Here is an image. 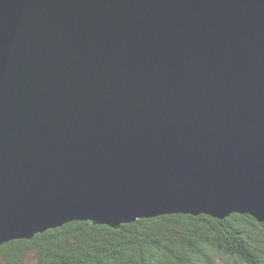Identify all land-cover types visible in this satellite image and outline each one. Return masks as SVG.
I'll return each instance as SVG.
<instances>
[{
    "label": "water",
    "instance_id": "1",
    "mask_svg": "<svg viewBox=\"0 0 264 264\" xmlns=\"http://www.w3.org/2000/svg\"><path fill=\"white\" fill-rule=\"evenodd\" d=\"M171 214L264 222V0H0V246Z\"/></svg>",
    "mask_w": 264,
    "mask_h": 264
},
{
    "label": "trees",
    "instance_id": "2",
    "mask_svg": "<svg viewBox=\"0 0 264 264\" xmlns=\"http://www.w3.org/2000/svg\"><path fill=\"white\" fill-rule=\"evenodd\" d=\"M0 264H264V222L171 214L120 228L75 221L0 246Z\"/></svg>",
    "mask_w": 264,
    "mask_h": 264
}]
</instances>
